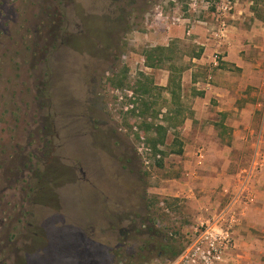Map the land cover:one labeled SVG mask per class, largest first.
Wrapping results in <instances>:
<instances>
[{
  "label": "rangeland",
  "instance_id": "rangeland-1",
  "mask_svg": "<svg viewBox=\"0 0 264 264\" xmlns=\"http://www.w3.org/2000/svg\"><path fill=\"white\" fill-rule=\"evenodd\" d=\"M159 1L0 0V264H129L128 253L145 243L140 232L153 223L168 235L176 231L179 255L211 225L229 238L215 264H264V167L253 160L263 136L264 37L259 60L252 49L239 51L260 61L256 72L243 75L220 49L202 60L190 57L200 47L197 29L214 38L212 4L195 12L186 0L164 7L168 15H191L195 24L193 34L167 43H174L175 64L185 67L183 116L192 117L196 96L212 111L220 97L235 98L237 109L222 122L233 123L250 103L257 116L254 131L239 135L183 122V153L157 167L135 136L142 106L129 101L127 85L145 81L140 73L152 79L156 88L144 97L161 109L154 122L160 121L170 100L169 70L146 68L141 55L146 46L163 45L159 35L167 29L159 22L149 27L148 13ZM232 6L227 24L243 35L264 31V0ZM123 65L125 86L112 88L109 80L121 76ZM173 137L169 129L164 149Z\"/></svg>",
  "mask_w": 264,
  "mask_h": 264
},
{
  "label": "trees",
  "instance_id": "trees-1",
  "mask_svg": "<svg viewBox=\"0 0 264 264\" xmlns=\"http://www.w3.org/2000/svg\"><path fill=\"white\" fill-rule=\"evenodd\" d=\"M202 47L198 48L197 52H193L191 58H199L202 54ZM141 55L144 60V66L146 68H164L169 70L167 85L164 87L166 92L170 96L169 104L165 106V111L161 114V119L158 122H154L157 118L161 109L155 112L153 102H150L144 96H151L153 90L156 88L153 85L152 79L144 74L140 75L145 79V81H136L135 85H127V90L131 91V98L129 101L134 103L135 101H140L141 108L138 111V116L142 118V121L138 125V130L135 132L137 139L143 138L146 148L151 152L152 157L155 161L157 167H162L164 158L169 154L180 155L183 153V143L180 137L179 127L183 124L185 117L183 116V109L181 105L180 95H181V73L184 71L185 67L176 65L174 59L177 58L176 49L174 43L169 45H154L146 46L142 49ZM128 66L123 65L121 70V76L118 73H113L109 80L112 88H124V81L126 78ZM194 83V79L192 80ZM132 107L131 111H135ZM147 114H150L149 116ZM182 116L184 118H182ZM151 118L152 121H147ZM169 129L173 130V140L170 145V149H164L166 143V135ZM165 201V206L172 205L170 201ZM160 199H156L155 203L158 205ZM154 204L153 202L151 205ZM169 206V207H170ZM162 213L158 215L160 220L166 216L164 213V207L159 208ZM155 215V214H154ZM147 229L140 232V235L146 236L144 238L145 243L138 246V248L128 253L129 264H143L147 262L150 258L172 260L176 257L181 246L177 247V239H174L172 234H176V231L171 232L170 235L164 231L161 227H157L155 223L152 226L146 227ZM155 238H162L163 241L158 244L152 245L151 242ZM152 254H154L152 256Z\"/></svg>",
  "mask_w": 264,
  "mask_h": 264
},
{
  "label": "crops",
  "instance_id": "crops-1",
  "mask_svg": "<svg viewBox=\"0 0 264 264\" xmlns=\"http://www.w3.org/2000/svg\"><path fill=\"white\" fill-rule=\"evenodd\" d=\"M175 17L177 22H175L174 25L168 26V29L164 31L162 34L159 35V43L163 44V46L173 39L177 38H183L185 34H193L195 29V24L192 22L191 15H180V14H173L169 15ZM237 18V17H236ZM183 29V30H182ZM197 29V28H196ZM264 30V28H262ZM166 32V34H165ZM195 32L199 33V36H193V41L199 44L200 47H202V56L201 59H205V55H208L211 52H215L216 50L220 49L223 52L222 60L225 62H232L235 64V66L243 69V75H249V72L255 71L254 68H258L260 61H255L254 63L250 60V62L247 60V58L244 57L243 54H239V51L244 49H252V54L256 59H260L258 55L261 54L262 51H260L262 48V42L264 37V31L251 30L248 32V34L243 35L239 31H236L231 25L228 24L227 33L226 36L221 40L218 41L216 38L210 37V35H207V33H204L201 31V29H197ZM253 36H255V39H252ZM158 38V36H157ZM245 38H248L251 40V43L246 44ZM255 40V41H254ZM245 50V53L247 54L248 51ZM259 63V64H258ZM256 72V71H255ZM193 83V82H192ZM228 88V85L223 86L220 88L221 90H226ZM235 98L232 97H220L218 99V105L215 111H212L210 109H207L206 107L202 106L203 99L199 96L193 97V106L191 107L193 112L191 111V118H188V116L184 119V126H190L192 124V120H198L197 126L198 128L206 125V130L209 132H212V130L215 131V126H218L220 128H226L229 132L231 131L233 134H243L246 131H254L251 129L252 125L251 123L256 119L257 113L256 109H252L251 106H253L251 103L246 106V108H240V110L243 112L241 114V111L239 115L236 117L238 119H234L233 123H226L222 122V119H227L229 117V112L231 108L237 109L236 107H232L231 105H234ZM228 104H225L227 103ZM255 106H259V104H255ZM264 120V112L261 117ZM254 127V123H253ZM262 129V138L264 137V123L262 122L261 125ZM232 128V130H231ZM243 129V130H242ZM258 143L259 146H261V141ZM256 146V150L253 156L254 161H260L262 166L264 167V150H261V147ZM234 148V147H233ZM184 149V148H183ZM221 214V213H220ZM228 215V214H227Z\"/></svg>",
  "mask_w": 264,
  "mask_h": 264
},
{
  "label": "built area",
  "instance_id": "built-area-1",
  "mask_svg": "<svg viewBox=\"0 0 264 264\" xmlns=\"http://www.w3.org/2000/svg\"><path fill=\"white\" fill-rule=\"evenodd\" d=\"M176 1L177 0H161L156 3L150 13H148L151 20V25L149 24V27L153 28V23L157 22L166 29H168V26L174 25L177 19L166 14L163 9L169 2ZM186 4L188 6V11L193 12L197 11L199 8H208L209 5L212 4L215 8L213 18L216 25L210 28V32L218 41H221L226 36L228 24L224 17L229 15L233 7L232 0H215L212 1V3L210 0H186ZM217 58V55L214 54L212 58V63L214 65H217ZM219 220L220 218L218 217L213 225H217ZM214 228L215 227L211 225H205L203 231H200L197 236L191 240L189 246L183 250L180 255L178 254L172 260L160 262L159 264H190L191 262L194 264H215L222 261L229 238L227 233L224 234Z\"/></svg>",
  "mask_w": 264,
  "mask_h": 264
}]
</instances>
